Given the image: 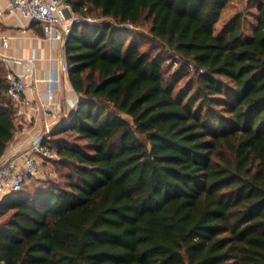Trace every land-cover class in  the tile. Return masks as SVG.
Masks as SVG:
<instances>
[{
    "label": "trees",
    "instance_id": "1",
    "mask_svg": "<svg viewBox=\"0 0 264 264\" xmlns=\"http://www.w3.org/2000/svg\"><path fill=\"white\" fill-rule=\"evenodd\" d=\"M67 1L104 19L74 26L78 105L43 138L71 170L1 198L0 264H264V0L250 38L242 12L215 33L230 0ZM16 111L0 63V161Z\"/></svg>",
    "mask_w": 264,
    "mask_h": 264
},
{
    "label": "crops",
    "instance_id": "2",
    "mask_svg": "<svg viewBox=\"0 0 264 264\" xmlns=\"http://www.w3.org/2000/svg\"><path fill=\"white\" fill-rule=\"evenodd\" d=\"M9 0H0V63L7 75L31 73L26 76L29 85L23 94V102L16 104L15 136L0 165L7 159L16 158L27 150L36 139L48 133L47 125L52 121L45 115L44 104L48 101L47 80L56 74L55 59H66L65 48L69 37L51 41L44 37L40 22L25 17L21 12H9ZM2 38L7 48L2 47ZM56 98L63 104L61 120H65L76 109L79 96L74 90L69 74L61 73ZM59 121V122H60Z\"/></svg>",
    "mask_w": 264,
    "mask_h": 264
},
{
    "label": "built area",
    "instance_id": "3",
    "mask_svg": "<svg viewBox=\"0 0 264 264\" xmlns=\"http://www.w3.org/2000/svg\"><path fill=\"white\" fill-rule=\"evenodd\" d=\"M9 2V12H21L25 17L40 22L45 39L51 41H61L69 37L75 25L83 22L94 23L92 16L75 13L67 0H9ZM86 11L87 8H84L83 12ZM7 45L6 38H2V47L7 48ZM190 66L195 69L194 65ZM53 69L56 74L47 80L48 101L44 104L45 115L52 123L47 125L48 133L45 137L52 133L63 112L62 101L56 98V92L61 81V73L69 74L67 59H55ZM200 72L203 73L204 70ZM30 73L31 70L27 68L25 73L7 75L9 95L16 104L23 102L22 96L29 86L25 79ZM56 157L57 153L44 146L41 139L16 158L5 160L0 165V200L11 192L22 190L31 177L37 176L44 160Z\"/></svg>",
    "mask_w": 264,
    "mask_h": 264
},
{
    "label": "rangeland",
    "instance_id": "4",
    "mask_svg": "<svg viewBox=\"0 0 264 264\" xmlns=\"http://www.w3.org/2000/svg\"><path fill=\"white\" fill-rule=\"evenodd\" d=\"M253 0H230L227 6L224 8L220 20L215 26V33H219L223 26L238 12H242L245 16V24H246V31H245V38H250L253 34V28L255 26V3H251ZM94 18V22H102L104 19L97 18V15L94 13L92 15ZM144 40L142 41V49H146L150 46L149 36L148 34L144 33ZM179 67V64L175 63L173 60L168 61L165 65V71L167 77H172L176 69ZM188 69L193 74L194 69L189 65ZM192 76V75H191ZM190 77L181 78L179 81V85L183 86L189 80ZM178 90V88H177ZM57 125V124H56ZM53 132V131H52ZM68 142L73 143L76 138L74 135H69L65 138ZM61 159V156L57 154L55 159L44 160L43 167L38 172L37 176L31 177L29 179V183L25 185V189H33L35 186L41 184L42 180H49V179H65V174L70 172L71 167H59L57 164L58 160ZM45 182V181H44Z\"/></svg>",
    "mask_w": 264,
    "mask_h": 264
},
{
    "label": "water",
    "instance_id": "5",
    "mask_svg": "<svg viewBox=\"0 0 264 264\" xmlns=\"http://www.w3.org/2000/svg\"><path fill=\"white\" fill-rule=\"evenodd\" d=\"M44 137H45V135H42V136H40L39 138H37L34 144L38 143V142H39L41 139H43Z\"/></svg>",
    "mask_w": 264,
    "mask_h": 264
}]
</instances>
